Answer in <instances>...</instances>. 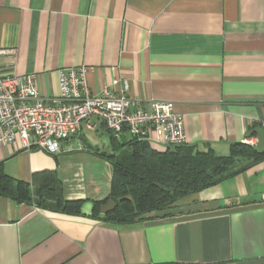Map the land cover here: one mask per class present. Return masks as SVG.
Instances as JSON below:
<instances>
[{"label":"crops","instance_id":"1","mask_svg":"<svg viewBox=\"0 0 264 264\" xmlns=\"http://www.w3.org/2000/svg\"><path fill=\"white\" fill-rule=\"evenodd\" d=\"M82 65L93 92L126 86L138 105L169 102L188 145L264 151V0H0V67L33 73L52 97L59 70ZM110 135L91 120L59 154L0 147L9 177L35 189L54 174L63 198L84 200L82 215H68L0 195V264H264V160L184 196L165 217L113 226L89 215L108 195L100 154L112 153Z\"/></svg>","mask_w":264,"mask_h":264},{"label":"trees","instance_id":"2","mask_svg":"<svg viewBox=\"0 0 264 264\" xmlns=\"http://www.w3.org/2000/svg\"><path fill=\"white\" fill-rule=\"evenodd\" d=\"M112 153L100 154L111 168L108 195L92 201L90 217L113 226H130L162 218L184 196L199 192L245 171L264 160V151L235 142L226 155H217L208 145L200 149L186 143L162 151L149 141L130 136L119 141L112 134ZM116 152H118L116 154ZM0 195L18 202L68 215H82L84 200L65 199L54 174L35 189L5 174L0 163ZM108 200L112 206L100 211Z\"/></svg>","mask_w":264,"mask_h":264},{"label":"built area","instance_id":"3","mask_svg":"<svg viewBox=\"0 0 264 264\" xmlns=\"http://www.w3.org/2000/svg\"><path fill=\"white\" fill-rule=\"evenodd\" d=\"M87 70L83 65L60 69L58 94L44 97L33 73L0 67V147L18 141L25 149L59 154L69 150L65 141L92 119L103 122L115 138L127 132L165 146L186 142L183 118L169 102L151 99L138 105L126 95V86L119 92L106 87L93 92Z\"/></svg>","mask_w":264,"mask_h":264},{"label":"rangeland","instance_id":"4","mask_svg":"<svg viewBox=\"0 0 264 264\" xmlns=\"http://www.w3.org/2000/svg\"><path fill=\"white\" fill-rule=\"evenodd\" d=\"M92 120H95V119H92ZM103 123V122H102ZM86 136L88 137V136H94L93 134H90V133H88V132H86ZM104 137L105 136V138L108 140L109 139V135L108 134H97L96 135V137H97V139H98V141L100 142V137ZM89 138V137H88Z\"/></svg>","mask_w":264,"mask_h":264}]
</instances>
